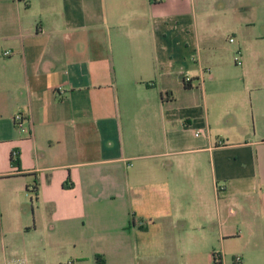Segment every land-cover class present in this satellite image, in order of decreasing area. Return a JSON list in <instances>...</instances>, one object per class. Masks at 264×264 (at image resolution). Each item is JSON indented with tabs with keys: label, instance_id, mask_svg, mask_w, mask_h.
Listing matches in <instances>:
<instances>
[{
	"label": "crops",
	"instance_id": "1",
	"mask_svg": "<svg viewBox=\"0 0 264 264\" xmlns=\"http://www.w3.org/2000/svg\"><path fill=\"white\" fill-rule=\"evenodd\" d=\"M263 9L0 0V264H264V73L215 56Z\"/></svg>",
	"mask_w": 264,
	"mask_h": 264
},
{
	"label": "rangeland",
	"instance_id": "2",
	"mask_svg": "<svg viewBox=\"0 0 264 264\" xmlns=\"http://www.w3.org/2000/svg\"><path fill=\"white\" fill-rule=\"evenodd\" d=\"M260 5H264V0H257ZM262 22L264 21V9L261 11ZM259 15V13H258ZM255 24L254 26L243 25L238 28L237 31L231 28H224L221 31H218V35L215 38L216 49L215 56L216 58L225 65L226 69L230 72L231 76L235 79V84L242 87V82L245 78L251 79L254 74H263L264 73V24L263 23ZM233 38V42L229 38ZM209 52V51H208ZM207 54V52H206ZM246 57L244 58V56ZM238 58L240 64H236L235 60ZM195 62V61H194ZM243 68L247 70L245 77H243ZM208 71L205 70L204 73ZM206 83L207 95L210 90L216 89L215 83ZM199 88V87H198ZM194 95H197L195 93ZM244 103L243 112L244 115L250 118V127L252 128L251 123V101L250 93L244 92ZM208 107L210 115L213 114L214 103L208 101ZM31 213L30 208L27 209ZM39 245V249H40ZM228 264H255V257L253 254H228L227 255Z\"/></svg>",
	"mask_w": 264,
	"mask_h": 264
},
{
	"label": "built area",
	"instance_id": "3",
	"mask_svg": "<svg viewBox=\"0 0 264 264\" xmlns=\"http://www.w3.org/2000/svg\"><path fill=\"white\" fill-rule=\"evenodd\" d=\"M230 41H233V38H230L229 39ZM10 53V51L9 50H5L4 52H3V55H8ZM235 63L236 64H240V60L238 59V58H236V60H235ZM185 82H190L192 79H191V77H189V76H186L185 77ZM13 121H14V124L16 125V127L18 128V129H20V130H23V122L25 121V117H24V115H23V113L22 112H17L15 115H14V117H13ZM198 131L195 133V135H198ZM17 155V151H12V156L13 157H15Z\"/></svg>",
	"mask_w": 264,
	"mask_h": 264
},
{
	"label": "trees",
	"instance_id": "4",
	"mask_svg": "<svg viewBox=\"0 0 264 264\" xmlns=\"http://www.w3.org/2000/svg\"><path fill=\"white\" fill-rule=\"evenodd\" d=\"M10 163H11L13 166L18 167V165H19L18 155H16L15 157H13L12 154H11V155H10ZM34 192H35V189H34Z\"/></svg>",
	"mask_w": 264,
	"mask_h": 264
}]
</instances>
